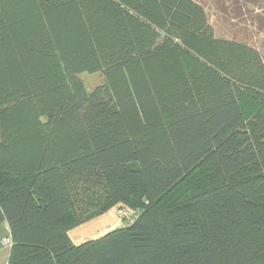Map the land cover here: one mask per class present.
I'll use <instances>...</instances> for the list:
<instances>
[{"label":"trees","instance_id":"16d2710c","mask_svg":"<svg viewBox=\"0 0 264 264\" xmlns=\"http://www.w3.org/2000/svg\"><path fill=\"white\" fill-rule=\"evenodd\" d=\"M2 222L7 264H264V58L195 0H0Z\"/></svg>","mask_w":264,"mask_h":264},{"label":"rangeland","instance_id":"374dc122","mask_svg":"<svg viewBox=\"0 0 264 264\" xmlns=\"http://www.w3.org/2000/svg\"><path fill=\"white\" fill-rule=\"evenodd\" d=\"M195 1L201 5L216 37L247 45L264 58V0ZM80 78L87 92L103 82L100 74L82 73ZM87 222L79 231L85 232L84 237L96 239L116 228L120 221L116 208H112L102 215L92 216Z\"/></svg>","mask_w":264,"mask_h":264},{"label":"crops","instance_id":"0c3cea01","mask_svg":"<svg viewBox=\"0 0 264 264\" xmlns=\"http://www.w3.org/2000/svg\"><path fill=\"white\" fill-rule=\"evenodd\" d=\"M88 222L82 224L81 226L74 228L72 230H70L68 232V235L70 237V239L73 241V243L78 244V243H82L85 240H88L90 236H83V233L85 232H81L79 231V229H82L83 225H87ZM91 232V231H90ZM9 239L10 235H9V229H8V225L6 222H2L0 223V242L3 239ZM10 248H4L1 246L0 243V264H7L8 258H9V251Z\"/></svg>","mask_w":264,"mask_h":264},{"label":"built area","instance_id":"2783aa9c","mask_svg":"<svg viewBox=\"0 0 264 264\" xmlns=\"http://www.w3.org/2000/svg\"><path fill=\"white\" fill-rule=\"evenodd\" d=\"M117 215L119 218V221L121 224H127V223H132L133 220V212L126 209V208H122V209H118L117 210ZM1 246L4 248H10L11 247V240L10 238L7 239H3L1 240Z\"/></svg>","mask_w":264,"mask_h":264}]
</instances>
